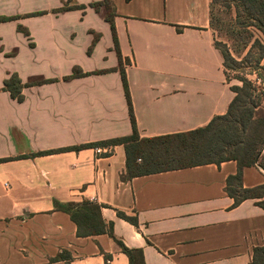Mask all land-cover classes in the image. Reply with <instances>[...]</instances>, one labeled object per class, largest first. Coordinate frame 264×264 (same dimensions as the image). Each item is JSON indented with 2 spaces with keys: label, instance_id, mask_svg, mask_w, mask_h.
Wrapping results in <instances>:
<instances>
[{
  "label": "crops",
  "instance_id": "1",
  "mask_svg": "<svg viewBox=\"0 0 264 264\" xmlns=\"http://www.w3.org/2000/svg\"><path fill=\"white\" fill-rule=\"evenodd\" d=\"M66 1L0 0V17H10L0 21V264H66L51 260L60 252L70 264H128L106 233L78 236L54 199L101 204L103 220L125 246L142 249L145 264H248L264 245V208L228 195L234 160L122 181V145L58 150L131 132L110 25L103 8L88 5L101 0H70L86 7L55 12ZM210 1L111 0L140 137L192 130L227 111L234 93ZM75 68L87 74L71 76ZM13 72L48 81L23 87L17 101L1 89ZM263 183V169L243 167V187Z\"/></svg>",
  "mask_w": 264,
  "mask_h": 264
},
{
  "label": "trees",
  "instance_id": "2",
  "mask_svg": "<svg viewBox=\"0 0 264 264\" xmlns=\"http://www.w3.org/2000/svg\"><path fill=\"white\" fill-rule=\"evenodd\" d=\"M67 0L55 12L80 9L86 6L83 4H69ZM217 0L210 1V27L214 29L213 5ZM237 12L236 17H242L240 26L255 29L264 36V0H234ZM90 7L99 11L103 8L104 18L109 23L114 48L118 59V69L124 94L127 102L128 114L131 123V132L127 135L109 138L96 142L80 144L58 149H79L81 147H100L122 145L125 152V169L120 174V179L126 181L132 177L160 172L170 169H178L195 165L216 163L234 160L237 164V171L226 178V191L233 197L234 204L244 199H256L255 203L264 208V183L250 188L241 184L242 169L245 166H258L264 170V78L260 73L257 77L260 80L261 88L257 89L250 81L239 77L241 85H230L234 93L228 104L227 111L222 115L214 116L206 125L192 130L157 135L152 137H140L137 131L131 102L127 87L126 75L123 69V59L119 53L118 44L113 26V6L111 0L91 2ZM10 17H0V21ZM25 36H28L25 28H19ZM249 30V34H252ZM94 37L93 40H96ZM248 42H244V48ZM261 48L256 59V68L264 74V68L260 65L264 56V46L258 40L253 44ZM215 47L219 50L224 69H234L238 62L231 50L223 46L220 49L215 41ZM247 51L245 57L249 54ZM87 74L75 68L71 76ZM47 79H31L22 82L17 73H10L4 80L2 90L8 91L14 99H23L22 89L25 86L38 85L47 82ZM50 81V80H49ZM40 153V152H38ZM36 153V154H38ZM35 154H23L19 157L33 156ZM5 160V159H2ZM54 209L66 212L76 225L78 236H89L99 233H106L128 258V264H145L141 248H129L117 238L113 232V222L105 221L101 216V204L83 199L79 202H59L53 200ZM117 215L135 224L133 216H128L122 211ZM70 255L67 252H60L51 260H64L69 263ZM248 264H264V245L255 246L252 258Z\"/></svg>",
  "mask_w": 264,
  "mask_h": 264
},
{
  "label": "rangeland",
  "instance_id": "3",
  "mask_svg": "<svg viewBox=\"0 0 264 264\" xmlns=\"http://www.w3.org/2000/svg\"><path fill=\"white\" fill-rule=\"evenodd\" d=\"M3 6V4H0ZM235 12L237 8L234 0H217L213 5L214 15V29H212L213 39L216 45L223 49V46L228 47L237 59L235 68L224 69L225 80L230 85H241L239 77H243L250 81L257 89L261 88L260 80L257 77V73H260L264 78V74L257 69L256 59L261 52V48L257 44H253L254 40H258L264 46V36L255 29L240 26V22L243 20L242 17H236ZM62 21H58L60 26H64L66 23L65 18L62 17ZM67 25L74 28L73 21L68 19ZM64 23V24H62ZM57 25V24H56ZM23 26L19 25V28ZM59 28V27H58ZM249 30H252V34H249ZM22 32L21 30H19ZM7 41V40H6ZM248 42L244 48V42ZM250 50L249 54L245 57L247 51ZM264 105V102H263Z\"/></svg>",
  "mask_w": 264,
  "mask_h": 264
},
{
  "label": "built area",
  "instance_id": "4",
  "mask_svg": "<svg viewBox=\"0 0 264 264\" xmlns=\"http://www.w3.org/2000/svg\"><path fill=\"white\" fill-rule=\"evenodd\" d=\"M95 148H96V151L97 152L100 151V149H101L100 147H95Z\"/></svg>",
  "mask_w": 264,
  "mask_h": 264
}]
</instances>
